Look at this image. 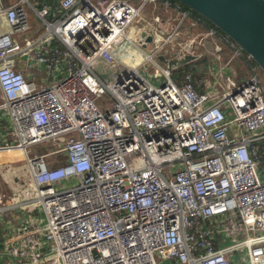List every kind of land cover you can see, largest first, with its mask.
I'll use <instances>...</instances> for the list:
<instances>
[{"label":"built area","instance_id":"2783aa9c","mask_svg":"<svg viewBox=\"0 0 264 264\" xmlns=\"http://www.w3.org/2000/svg\"><path fill=\"white\" fill-rule=\"evenodd\" d=\"M184 7L0 0L4 264H264V72L237 77L251 58ZM186 56L197 83L168 69Z\"/></svg>","mask_w":264,"mask_h":264},{"label":"water","instance_id":"95a60500","mask_svg":"<svg viewBox=\"0 0 264 264\" xmlns=\"http://www.w3.org/2000/svg\"><path fill=\"white\" fill-rule=\"evenodd\" d=\"M176 1L228 36L264 72V0ZM159 59L164 60L162 57ZM194 59L195 56H186L166 63L171 70Z\"/></svg>","mask_w":264,"mask_h":264},{"label":"rangeland","instance_id":"374dc122","mask_svg":"<svg viewBox=\"0 0 264 264\" xmlns=\"http://www.w3.org/2000/svg\"><path fill=\"white\" fill-rule=\"evenodd\" d=\"M135 42H138L136 39H134ZM142 46V45H141ZM131 48H134L133 46H131ZM154 48V44H149L145 47H143V49L146 51V52H151ZM136 52H139L138 50H136ZM212 51H208L207 54L208 55H212ZM228 58V54H224L223 55V60H227ZM156 61L161 65V66H165L161 60L158 58V56L155 57ZM197 61V62H196ZM196 61H193V62H196L193 64V66H205L204 63L205 61L201 59H197ZM192 62V63H193ZM232 64H233V68L235 69L234 71L236 72V76L237 77H245V79H249L251 77V69L249 68V66H251L250 64H246L242 62V60L239 58V57H234L233 60H232ZM187 66L184 65L182 67H185ZM181 68V67H180ZM173 69H176V70H173V76L176 74V73H180L182 74V70H178V68L176 67H173ZM93 70L95 71V73L103 80V82L105 84H112L113 82H115L123 73L124 71L123 70H120V69H113L111 66H107V65H104L100 62V59L97 60V64H94L93 65ZM150 73H154V74H157L158 71L155 67H152L150 70H149ZM256 72L259 74L263 84H264V73L262 74V72L258 69H256ZM171 77H172V74H171ZM215 81H216V84L217 86L220 88V93L223 94L225 93L226 91H231L233 89L232 86L230 87H226L225 86V82H224V77H219L217 78V75L214 76ZM109 99V95L108 94H103L101 97L97 98L95 100V104L97 107H99L100 109H103L105 107H110L111 106V102L108 100ZM1 101V100H0ZM53 145V142L49 141V142H45V143H42L39 145V147L37 148V151L40 150L42 153L43 152H54L56 151L59 146L58 144H55L54 147H52ZM7 153L9 152H2L0 153L2 158H7ZM57 158V155H53V156H49L48 158H46V162L48 159H56ZM18 157L14 158L15 161H18ZM2 160L0 159V162ZM47 166L50 167V165L47 163ZM17 170L21 171L22 169L21 168H18ZM3 179L2 177L0 176V195H2V193H6L7 192V186L3 183ZM38 218L40 220H42V216L39 215Z\"/></svg>","mask_w":264,"mask_h":264},{"label":"trees","instance_id":"16d2710c","mask_svg":"<svg viewBox=\"0 0 264 264\" xmlns=\"http://www.w3.org/2000/svg\"><path fill=\"white\" fill-rule=\"evenodd\" d=\"M185 8V7H184ZM186 10H188L187 8H185ZM193 15H195L197 18H199V19H202L203 21H205L206 22V24L208 25V26H210V27H213V25H211L208 21H206L205 19H203L201 16H199L198 14H196L195 12H193L192 10H189ZM214 28V27H213ZM219 31V30H218ZM220 33H222L221 31H219ZM223 34V33H222ZM223 35H225V34H223ZM245 52H243V54H244ZM202 60H204L205 61V58H202ZM197 62V61H196ZM196 62H193V63H190V64H188L187 66H185V67H181V68H178V70H182V72L185 74V73H193L194 72V70H195V67L196 66H193V64L194 63H196ZM249 64L251 65V66H256L255 65V63L252 61V60H249ZM193 76H194V80H195V82L197 83V82H199V80H200V75H199V73H193Z\"/></svg>","mask_w":264,"mask_h":264},{"label":"crops","instance_id":"0c3cea01","mask_svg":"<svg viewBox=\"0 0 264 264\" xmlns=\"http://www.w3.org/2000/svg\"><path fill=\"white\" fill-rule=\"evenodd\" d=\"M19 68L22 69V71L25 73L26 76H28V77H30V78H32L34 80L38 77V73L33 72L30 69L23 68V65H20ZM261 150L263 151L262 148H261ZM5 259L6 258H0V264H4V262H7Z\"/></svg>","mask_w":264,"mask_h":264}]
</instances>
